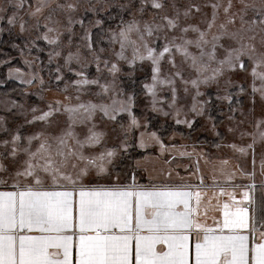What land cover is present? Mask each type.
<instances>
[{"label":"snow or ice","instance_id":"1","mask_svg":"<svg viewBox=\"0 0 264 264\" xmlns=\"http://www.w3.org/2000/svg\"><path fill=\"white\" fill-rule=\"evenodd\" d=\"M146 2L147 0H142L141 7L137 9L140 14H143ZM47 6L44 0H40L30 15L35 17ZM57 7L75 10L72 4ZM151 7L163 10L165 5L161 0H151ZM216 7L213 5V8ZM22 8L23 0H6L0 4V17L11 12L6 19L8 25H14L18 10ZM231 8L232 5L229 4L225 13ZM249 10L259 20L246 21L245 16ZM188 14L185 12V17ZM179 17L180 13L177 11L174 17H160L161 22H157L154 17L151 21L141 23L134 16L132 20L122 24L118 34H113L112 37L113 42L120 45L117 60L124 61L133 69L137 63L151 64L152 82L145 83L144 89L154 101L158 86L174 85L176 77L184 79L180 71L161 78V62L166 54L173 68H176L174 55L179 54L195 72V79L185 80L184 83H190L196 88L197 95H200L198 89L201 84L216 81L224 74L225 69L234 71L237 65L244 69L242 57L248 55L252 62L253 92L260 91L264 97V71L258 70L264 68V52L257 55L254 46L243 43V28L228 34V39L238 42L240 47L231 48L224 59L217 61V42L223 38V34L213 35L209 41L205 32L195 27H181ZM240 20L241 25L259 24L264 31V0H260L259 6L242 0ZM71 23L69 19V24ZM100 23L101 21H96L97 25ZM234 23V19L228 20V24ZM36 27H39L38 21ZM45 27L49 33L54 31L47 24ZM211 27L212 24H209V29ZM220 27L225 29L224 25ZM177 29L181 35L169 38L168 33ZM190 30L198 32L195 41L188 40L183 35ZM20 31H25L23 21L20 23ZM161 34L165 43L158 50L150 46L147 38L155 37L159 40ZM86 38L91 51L90 35ZM44 39L53 45L58 42L47 33ZM248 39L255 40V36ZM191 46L198 50V56L189 51ZM129 49L130 59L125 55ZM59 55L57 52L56 56ZM49 57L51 60L52 53H49ZM73 59L78 61L79 57L70 53L65 64H70ZM104 63L107 67L108 62ZM213 63L218 66L213 67ZM97 71H100L99 61ZM108 71L114 78L111 90L116 92L114 96H110V104L89 102L72 106L57 101L55 105H48V111L34 115L29 123L36 120L47 122L54 113L62 110L67 115L68 123L59 135H34L28 138V146L23 149L18 143L20 136H13L10 155L15 159L22 150L27 159L11 177L10 185L7 181H0L5 185V190H0V264H264V223L258 229L255 216H246L249 208H254L256 203L252 195L255 185H249L245 194L249 207H240L242 202L231 205L225 203L222 223L214 219L213 227L199 218L198 211L194 214L190 201L194 195L198 208L199 192L193 194L190 191L158 186L144 188L136 183L134 176L130 184H121L118 176L116 181L109 184L93 181L85 183V177L90 176L93 171L97 176L107 175V166L112 163L116 152L113 149L98 155H85L86 147L101 144L103 134L94 131L93 125L86 138L81 140L73 131L75 124L91 122L95 113L100 111L111 120H115L117 114L126 113L130 121L129 128L139 126L132 111L134 95H127L125 99L118 98L124 95L122 91H116L115 77L120 72L118 64L112 63ZM257 79L261 81L260 89L255 87ZM97 83V80L88 79L77 81L78 85ZM100 87L105 94H109L108 85ZM172 92L175 101L174 86ZM223 99L231 104L230 96ZM193 111H196L195 105ZM32 112L35 114L37 109L33 108ZM177 123L181 121L177 120ZM151 138L159 142L155 133L151 134ZM261 138L264 139V132L261 133ZM33 141H38L35 150ZM7 143L6 141L5 144ZM143 146L142 136L141 147ZM238 150L241 153L245 151L243 148ZM228 163L227 160L221 162L223 166ZM261 167L264 169V162ZM0 171L6 169L0 166ZM217 171L227 181L235 175L228 172L226 167ZM215 174L216 172L214 176ZM261 193L264 196V186L261 187ZM246 228L249 229L248 235L242 231ZM257 232L259 239L255 235Z\"/></svg>","mask_w":264,"mask_h":264},{"label":"rangeland","instance_id":"2","mask_svg":"<svg viewBox=\"0 0 264 264\" xmlns=\"http://www.w3.org/2000/svg\"><path fill=\"white\" fill-rule=\"evenodd\" d=\"M5 2L6 0H0V4ZM39 2L40 0H23V8L18 10L14 25H8L6 19L11 12L4 13L0 17V23L4 22L16 36L23 39L21 46L12 45L13 49L18 52L16 57L19 66L6 70L7 78L14 80L22 88L16 91L13 97L9 94H0V166L6 169V171H0V180L11 181L17 168L21 167L27 159L22 150L17 153L15 159L10 155L13 136H20L18 143L23 149L28 146L29 137L39 134L59 135L67 127V115L62 110L54 113L47 122L36 120L29 123L34 115H41L42 112L48 111L49 104L55 105L57 101L72 106L89 102L110 104V96H114L116 92L111 90L114 78L108 69L112 63H117L120 72L115 77L116 91L124 93L118 98L125 99L127 95H134L135 102L132 111L139 126L129 128L130 121L126 113L117 114L116 119L111 120L100 111L95 113L91 122L76 123L73 131L81 140L86 138L89 128L93 125H95L94 131L103 134L101 144L92 148L86 147L85 155H98L100 152L113 149L116 152L112 163L107 166V175L97 176L93 171L85 178L140 177L142 175L134 164L141 163L136 161H141L142 158L136 160L135 155L140 151H150L143 159L150 157L148 164L155 165L157 168L162 166L164 154L171 159L173 156L180 158L181 155H185L188 157L183 161L193 164L196 159L201 166V172H206L208 175L212 172L214 176L216 172V177H223L217 170L226 167L228 172L235 173L233 177L235 179L251 177L250 180L264 181V169L261 167L264 162V139L261 138V133L264 132V97L260 91L253 92L252 62L248 59V55L242 57L244 69H241L239 65L234 71L225 69L224 74L216 81L201 84L198 89L200 95H197L196 88H193L190 83H184L185 80L195 79V72L189 68L188 63H185L179 54L174 55L176 68H173L166 54V58L161 62V78L170 77L176 71H180L184 79L176 77L174 85L158 86L154 101L144 89L145 83L151 84L152 82L151 64L137 63L134 69L129 68L124 61L117 60L120 45L112 40L113 34H118L120 26L132 20L134 16L141 23L151 21L154 17L157 22H161L160 17L164 15L174 17L178 11L181 27H195L205 32L206 39L209 41L212 40L213 35L223 34V38L217 42V61L224 59L231 48L240 47L238 42L228 39V34L241 28L244 30L243 43L254 46L258 55L264 52V31L259 24L241 25L242 0H161L165 5L163 10L153 9L151 0H147L143 14L137 11L142 5V0H44L48 6L34 17L30 13L35 11ZM247 2L257 6L260 4V0H247ZM68 4L74 5L75 10L70 11L67 7H57V5L66 6ZM229 4L232 8L225 13ZM213 5L217 7L213 8ZM113 8L119 9L120 14L125 13L124 17L121 16L118 20V26L105 31L101 39L103 45L92 46L90 51L86 37L89 35L91 37L92 31L99 29L102 25V22L99 25L96 24V21H100L99 15ZM185 12L189 13L187 17L184 15ZM214 15L215 20L213 21ZM86 17H88L87 23L84 21ZM69 19L72 21L71 24H69ZM229 19H234L235 23L228 24ZM252 19L259 20V17L254 16L249 10L245 20L251 21ZM21 21L25 22L24 32L20 31ZM37 21L39 22L38 28L36 27ZM46 24L54 31L49 33L45 27ZM209 24H212L211 29H209ZM221 25L225 26L226 33L225 29L220 27ZM45 33L50 38L57 39V44H49L44 39ZM168 35L169 38L173 35L180 36L181 32L177 29L169 32ZM183 35L192 41L198 38V32L191 30ZM250 36H255V40H249ZM147 39L150 46L158 50L162 49L165 43L163 34L159 40L155 37ZM40 41L44 42L42 51H44L45 60L43 63L37 55L30 52L33 48H38ZM177 43L180 41L177 40ZM189 51L194 55H199L194 46L189 47ZM57 52L60 53L59 56H56ZM49 53H52L51 60ZM70 53L74 57L78 56L79 60L73 59L70 64L66 65L65 59ZM125 55L130 59L131 50L126 51ZM13 59L10 58L7 62ZM97 61H99L100 71H97ZM105 61L108 62L107 67ZM212 66L218 65L213 63ZM258 70L264 71V68ZM84 79L97 80L98 83L77 84V81ZM100 85H108L109 94H105ZM173 86L176 89L175 101H173ZM255 87L257 89L262 87L259 79L255 81ZM186 88L187 91H185ZM136 90H140L137 96L134 94ZM225 96L231 97V104L223 99ZM194 105L196 111H193ZM33 108L37 109L35 114L32 112ZM212 111L217 112L218 116L215 117ZM153 115L158 118L160 126L167 121L189 129L195 122H198V128L192 136L174 132L166 137H160L148 121V117L150 119ZM177 120L181 123H177ZM152 133H155L159 142L151 138ZM201 134L209 139L204 140ZM142 136L143 147H141ZM6 141L7 144H5ZM37 144L38 141H33V150ZM240 148L245 151L241 153L238 150ZM225 160L229 161L227 166L221 164Z\"/></svg>","mask_w":264,"mask_h":264},{"label":"crops","instance_id":"3","mask_svg":"<svg viewBox=\"0 0 264 264\" xmlns=\"http://www.w3.org/2000/svg\"><path fill=\"white\" fill-rule=\"evenodd\" d=\"M178 157L179 156H173L171 159L164 154V159H162L163 162L160 168L148 164L150 162V157H146L145 159L142 158L141 161H136L141 162L138 164L135 163L134 166H136V169H138L142 175L140 177L134 176L136 183L141 187L149 189L153 186H158L159 188L167 187L173 190L190 191L193 194L199 192V207L197 208L194 195L190 204L194 209V214L198 211L199 218L201 220H206V223L213 227H215L214 219L222 223L225 203L231 205L234 202H242L239 205L240 207H249L245 194L248 192L249 185H255V191L252 195L256 203L254 208H249V212L246 213V216L254 215L256 227L258 229L260 228V224L264 223V196H262L261 193V187L264 186V181L259 182L246 178H232L230 181H227L225 177L213 176L212 172V176L208 175L206 172H201V166L196 159L194 163L191 164L190 162L183 161L184 158L188 156L185 157V155H181L180 158ZM143 161L144 163H142ZM132 178L133 176L119 177V181L121 184H130L132 183ZM116 179L117 177L85 178V183L93 181L101 184H109L116 181ZM201 180L203 181V185H201ZM7 182L9 185L11 184V181ZM0 190H5V185L3 183H0ZM8 190L11 189L9 188ZM242 231L246 235L249 234V229L247 228ZM255 235L257 239H259V233L257 232ZM249 238L251 239V235Z\"/></svg>","mask_w":264,"mask_h":264},{"label":"trees","instance_id":"4","mask_svg":"<svg viewBox=\"0 0 264 264\" xmlns=\"http://www.w3.org/2000/svg\"><path fill=\"white\" fill-rule=\"evenodd\" d=\"M125 14V13H124ZM124 14H120L119 9L113 8L110 11L105 12L103 15H99L98 19L102 22V25L99 29H94L91 33V43L93 47H97L102 44V36L105 35V31L108 29H112L116 26H118V20L122 17H124ZM88 17L84 19V21L87 23ZM85 24V23H84ZM23 39L19 36H16L14 32L6 26L4 22L0 23V94H9L11 97H13V94L16 93L19 89L21 90V86L16 84V82L10 78H7L6 70L9 68H16L19 66L18 58L16 57L18 55V52L13 49V44H21ZM44 42L40 41L38 48H33L30 52L31 54L37 55V58L43 61L45 60V54L44 51ZM14 58L13 61L7 62L8 59ZM124 81L122 80V83ZM127 85H125L126 87ZM136 88V86H133ZM128 88V86L126 87ZM135 90V89H134ZM140 90H136L134 94L136 96L138 95ZM215 110V109H213ZM212 114L216 117L217 112L212 111ZM148 121L150 123L151 128L154 130V132L160 136V137H166L171 133H177L181 135H187L192 136L194 134V131L198 128V122H195L193 126H191L189 129L184 128L183 126L173 124L171 122L165 121L162 126H160V122L156 116H150V119L148 117ZM187 130V131H186ZM201 138H206L204 135L201 134ZM210 143V141L208 140ZM134 150V149H133ZM150 151H140L139 153H136V160L141 159L144 156L148 155ZM135 172L136 169H134ZM138 173V172H137Z\"/></svg>","mask_w":264,"mask_h":264}]
</instances>
